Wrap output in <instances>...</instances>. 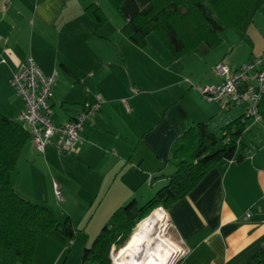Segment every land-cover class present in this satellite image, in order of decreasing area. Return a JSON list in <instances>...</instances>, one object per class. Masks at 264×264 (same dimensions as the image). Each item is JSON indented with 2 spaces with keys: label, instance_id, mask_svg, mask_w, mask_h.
I'll use <instances>...</instances> for the list:
<instances>
[{
  "label": "crops",
  "instance_id": "1",
  "mask_svg": "<svg viewBox=\"0 0 264 264\" xmlns=\"http://www.w3.org/2000/svg\"><path fill=\"white\" fill-rule=\"evenodd\" d=\"M93 2L106 12V0H0V87L10 88L13 71L32 57L43 74L57 72L51 102L56 122L73 119L85 101L95 103L100 95V108L85 124L80 150L64 155L86 159L111 172L118 170L125 159L135 162L153 174L147 188L148 194H152L174 170L168 162L173 141L189 123L205 120L220 110L210 108L199 91L193 89L205 105L190 110L174 106L185 96L177 89L167 95L165 109L157 88L139 91L134 85L131 89L127 86L130 94L125 96V70L130 59L133 63L147 59L158 64L155 52L160 51L132 43L121 31L124 23L112 24L107 15L101 24L92 19L84 8ZM263 17L264 5L248 29L258 30ZM263 51L264 46L253 56ZM209 80L218 83L220 77ZM1 90L0 97H4ZM126 98L133 101L132 106H126ZM11 103L0 101V111L17 119L24 108L13 112L8 106ZM55 107L61 109V117H54ZM133 118L134 126L130 124ZM48 149L47 157L51 159L56 149L48 145L42 153ZM36 150L29 140L17 163L44 161L35 158ZM65 161L69 166L72 163L70 158ZM54 170L52 177L57 174L58 178L48 179L53 192L55 184L59 187L67 183L66 170ZM14 184L20 195L31 199L33 190L22 172ZM135 192L125 197V191L120 189L121 196L112 208L126 203ZM167 213L175 235L188 249L179 264H256L254 256L264 249L263 144L241 161L218 163Z\"/></svg>",
  "mask_w": 264,
  "mask_h": 264
},
{
  "label": "trees",
  "instance_id": "2",
  "mask_svg": "<svg viewBox=\"0 0 264 264\" xmlns=\"http://www.w3.org/2000/svg\"><path fill=\"white\" fill-rule=\"evenodd\" d=\"M124 19L123 34L134 44L144 47L147 35L156 32L169 51L183 53L206 45L217 46L223 31L235 27L245 31L253 22L264 0H109ZM85 12L98 23L107 16L96 3ZM235 107L219 111L205 120L189 123L172 143L168 162L174 168L168 181L145 203L136 197L116 208L102 226L90 246L85 247L78 264H111L114 246H123L136 224L162 206L189 194L218 163L241 161L261 144L248 140L247 132L254 117L245 110L230 116ZM264 124V92L257 105ZM31 139L27 127L0 111V264H33L37 232L61 237L57 215L48 207L20 195L11 176L21 151ZM153 177H151L152 179ZM256 264H264V249L254 256Z\"/></svg>",
  "mask_w": 264,
  "mask_h": 264
},
{
  "label": "rangeland",
  "instance_id": "3",
  "mask_svg": "<svg viewBox=\"0 0 264 264\" xmlns=\"http://www.w3.org/2000/svg\"><path fill=\"white\" fill-rule=\"evenodd\" d=\"M106 2L108 7L105 6V13L109 16V22L112 24L120 22L122 25L124 23L122 16L109 0ZM258 17H261L260 14ZM261 24V27L259 26L256 31H250L248 28L242 31L229 26L223 31L222 41L217 46L208 48L202 44L183 53L180 57H175L169 51L156 32L149 33L147 44L144 47L146 50L160 51L159 54L155 52V55H158V64L147 59L133 63L130 59L129 68L125 70V96L130 94L127 86L130 88L134 85L139 91L157 88V93L162 100L161 107L165 109L168 103L167 95L177 89L179 93L183 91L185 96L178 100L174 106H182L190 110L205 105L191 90H198L199 95L204 98L201 89L204 85H211L212 82L209 79H214L217 76L214 71L216 62L224 61L230 68H234L235 65L247 62L249 58L250 60L254 58L253 55L264 46V17ZM178 81L179 83L174 84ZM9 86L11 89L0 87L2 93L5 94L4 97H0V101H12L8 106L11 105L13 112L25 108V104L16 89L12 84ZM181 87L182 89H180ZM150 96L152 94L148 95V97ZM126 99V106H132L133 101ZM205 102L210 108H215L216 111L220 110L217 102L208 100ZM245 108L246 105L236 106L228 114L230 116L237 115L242 113ZM53 111L55 112L54 117H61L62 111L59 107H55ZM126 116L125 113V121ZM204 116L207 117L208 115ZM134 118L130 123L132 126L136 123ZM247 136L248 140L253 143L264 146V124L260 120L253 121L249 126ZM48 152L49 149L46 153L36 150L35 158L43 159L42 162H31L27 165H23V161L18 162L11 178L12 184H14L19 173L22 172L26 184L33 190L30 196L32 200H30L51 209L57 215L61 227L67 229L60 238L41 231L37 232V246L33 264H78L81 261L84 248L91 245L102 226L116 209L112 207L121 196L119 195L120 189L125 191V197L130 195L131 191H136L133 197H136L143 204L155 193L148 194L149 189H147L150 188L149 182L151 180L148 175L152 176L153 174L127 159L121 163L118 170L111 172V169L107 167L99 164L94 166L92 162L86 159L82 158L81 160L79 157L75 158L74 155H61L56 150L52 151L53 154L49 159L47 157ZM66 158L72 160L70 166L65 161ZM75 159L78 162H74ZM54 168L59 171L66 170L67 183L59 186L60 195L51 191L48 186L49 178L51 180L54 177L58 178L57 174L52 177ZM166 231L176 244L180 245L181 248L184 247L180 238L175 235L170 220ZM120 247L114 246L112 248L110 252L111 264H113V254ZM180 254V252L177 253L171 264L180 263L182 258Z\"/></svg>",
  "mask_w": 264,
  "mask_h": 264
},
{
  "label": "built area",
  "instance_id": "4",
  "mask_svg": "<svg viewBox=\"0 0 264 264\" xmlns=\"http://www.w3.org/2000/svg\"><path fill=\"white\" fill-rule=\"evenodd\" d=\"M214 71L220 81L204 85L201 89L203 97L217 102L221 110L246 105V115L259 121L257 105L264 92V51L234 68L219 61L215 64ZM56 74V71L51 75L43 74L32 57H28L25 63L13 71L10 82L25 104L18 119L29 130L30 140L38 151L44 152L48 145H53L59 154L77 153L84 140L85 124L100 108V95H97L95 103L85 101L73 119L56 122L51 106ZM149 177L151 179L152 176ZM55 192L60 195L56 184ZM187 252L188 249L184 246L180 256L183 258Z\"/></svg>",
  "mask_w": 264,
  "mask_h": 264
},
{
  "label": "bare ground",
  "instance_id": "5",
  "mask_svg": "<svg viewBox=\"0 0 264 264\" xmlns=\"http://www.w3.org/2000/svg\"><path fill=\"white\" fill-rule=\"evenodd\" d=\"M168 221L167 211L155 208L113 254V264H171L182 248L166 231Z\"/></svg>",
  "mask_w": 264,
  "mask_h": 264
}]
</instances>
